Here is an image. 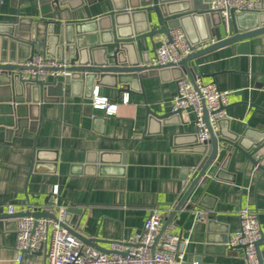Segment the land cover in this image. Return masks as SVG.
I'll return each mask as SVG.
<instances>
[{
  "label": "crops",
  "instance_id": "obj_1",
  "mask_svg": "<svg viewBox=\"0 0 264 264\" xmlns=\"http://www.w3.org/2000/svg\"><path fill=\"white\" fill-rule=\"evenodd\" d=\"M66 2L51 9L38 0H4L0 36L22 19V35L37 42L33 56L45 55L48 28L54 37L68 23H87L111 10L108 0ZM158 45L159 36L136 43L139 60H151ZM192 68L195 76L230 92L224 132L245 136L249 145L263 141L264 35L251 41L249 55L225 46L193 60ZM178 75L172 69L152 70L144 80L145 97L140 85L120 95L111 87L98 88L100 96L118 105L110 116L90 106L83 85L64 83L32 106L25 104V97L16 98L14 121L4 116L0 123V208L5 214L9 203L46 210L58 186L60 203L84 210L76 231L94 240L102 252L141 232L152 208H160L164 218L171 215L205 158L196 144L191 112L147 121L148 109L159 115L172 111ZM54 79L49 75L46 81ZM4 80L0 77V107L8 109L13 91ZM126 95L128 104L123 102ZM257 156L264 164V147ZM189 204L193 208L178 212L173 222L175 232L190 239L185 263L247 264L242 249H225L211 240L238 233V213L244 207L259 213L264 232V173L240 151L220 149ZM211 218L216 223L210 228L213 234ZM14 219L0 217V264H46V250L26 252L21 263L15 260Z\"/></svg>",
  "mask_w": 264,
  "mask_h": 264
},
{
  "label": "water",
  "instance_id": "obj_2",
  "mask_svg": "<svg viewBox=\"0 0 264 264\" xmlns=\"http://www.w3.org/2000/svg\"><path fill=\"white\" fill-rule=\"evenodd\" d=\"M67 0H38L40 5L62 7ZM111 10L104 16L88 21L68 23L61 34L51 37L52 29L48 28L47 38L43 45L44 54L64 59L67 65L62 70L71 73L65 76L64 81L55 78L46 81V78L32 76L30 70L35 68L23 64L24 61L33 57V49L37 43L32 38L22 35L23 21L10 24V28L0 36V77L12 92L8 109L0 107V123L4 116L14 121L15 112L19 109L14 104L18 97H25V104L42 103L46 95L53 88H61L64 83L72 86L83 85L88 92V98L93 99L94 91L100 87H111L117 89L119 95L125 92L133 93L140 85L142 96L144 93V80L150 76L152 70L172 69L179 71L177 80L189 78L195 79L192 61L204 55L217 51L221 48L235 46L239 55H249L251 52V41L264 35V0H254V9L238 15H232L231 25L228 30L224 27L218 12L209 10V0H108ZM108 21V24H105ZM193 24H196L194 29ZM182 27L191 44L209 41L213 38L216 43L189 55L178 65L150 66V60H139L136 43L149 39L154 41L157 36L165 35L171 40V30ZM35 39V38H34ZM26 49V53L23 50ZM92 106V105H90ZM93 107V106H92ZM31 108V107H30ZM181 111L168 112L159 115L147 110V121L152 117L160 120L171 116L180 115ZM204 119L209 124L208 112L205 110ZM220 121V130L216 134L211 130V139L205 144L197 147L205 155L198 170L194 173L192 180L186 184L187 187L180 202L171 215L164 219L161 233L174 222L178 212L193 208L189 200L211 165L217 160L220 149L232 152L237 150L250 161L255 167L264 173V164L257 153L264 147V140L249 145L245 136L235 133H225ZM197 137V135H196ZM84 214L81 208L70 207L67 210L66 222L69 231L80 240L86 242L96 249L97 244L92 239H87L76 231L80 223V216ZM34 216L35 218H53L55 216L46 210L18 212L11 216L5 214L0 208V217L14 219L19 216ZM204 217V215H201ZM200 216V217H201ZM214 218L209 221V229L215 225ZM214 229L209 233L213 234ZM159 238H157L156 243ZM214 244H220L225 249H242L244 246L230 247L228 245L229 233L220 235L218 241L211 240ZM256 252L259 264H264V232L256 242ZM111 254L112 252H105ZM187 264V263H185ZM195 264H200L199 260Z\"/></svg>",
  "mask_w": 264,
  "mask_h": 264
},
{
  "label": "built area",
  "instance_id": "obj_3",
  "mask_svg": "<svg viewBox=\"0 0 264 264\" xmlns=\"http://www.w3.org/2000/svg\"><path fill=\"white\" fill-rule=\"evenodd\" d=\"M4 0H0V8ZM254 9V0H209V10L218 12L224 27L228 30L232 15H238ZM214 39L191 44L182 27L171 30V40L165 35L159 36V45L155 47V55L149 61L150 66L178 65L192 53L215 44ZM32 76L53 78L68 76L62 70L67 65L64 59L50 55H36L23 62ZM230 92L221 90L214 82H205L202 77L195 76L194 81L184 78L178 80L177 93L173 99L172 111L191 112L194 115L196 135L199 144H205L220 130V121L226 118V108L229 106ZM123 102H130L129 95ZM92 106L103 110L107 116L117 113L118 105L100 96L95 89ZM208 112L209 124L204 116ZM53 203L46 210L55 216L53 218H35L34 216H19L14 219L16 225V261L21 263L26 252L46 250V264H185V254L190 239L176 233L171 223L161 233L164 216L160 208L150 210L144 228L126 242L112 244L111 254L102 252L85 244L72 234L66 222L67 205L60 203L59 189L56 186L52 192ZM31 211L28 206L18 207L16 203L7 205L6 213L15 215L18 212ZM238 217L240 230L230 234V247L244 246L247 264H259L256 242L261 238L259 213L249 207L242 208ZM157 238H159L156 243Z\"/></svg>",
  "mask_w": 264,
  "mask_h": 264
}]
</instances>
